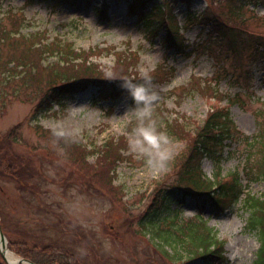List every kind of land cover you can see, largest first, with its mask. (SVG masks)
Wrapping results in <instances>:
<instances>
[{"label":"rangeland","instance_id":"rangeland-1","mask_svg":"<svg viewBox=\"0 0 264 264\" xmlns=\"http://www.w3.org/2000/svg\"><path fill=\"white\" fill-rule=\"evenodd\" d=\"M258 1L242 7L237 17L229 13L225 0L173 4L179 33L188 43L183 47L199 43L212 20L239 25L242 19L252 33L239 31L236 36L262 38L264 0ZM10 9L21 21V34H32L51 49L72 44L88 53V62L101 66L105 76L116 71L117 55L110 50L123 53L127 48L138 54L135 71L140 76L159 65L173 67L174 73L170 80L163 78L155 85L157 98L151 114L143 117L136 114L137 106H130L128 98L111 104L94 98L92 90L42 111L51 104L40 105L53 87L47 78L34 92H30L31 85L24 89L20 83L0 85V230L8 252L20 259L16 251L47 245L53 252L67 249L79 264H206L167 244L164 256V250L141 229L146 220L140 218L156 188L186 186L182 171L189 141L178 137L177 127L183 125L185 132H191L195 122L203 123L212 106L228 105L235 131L221 157L203 159L202 172L210 179L217 176L218 181H231L228 173L238 171L244 194L264 196V178L251 182L242 172L244 167L256 174V161L264 153L260 144L251 146L246 141L264 123V62L252 63L249 49L240 45H236L238 51L226 53L214 40L203 44L208 51L198 50L196 55H186V48L184 54L167 50L160 44L165 32L146 34L135 18L125 15L122 5L109 6L106 20L93 6L79 2L53 7L49 0H0V22L8 29L14 26L2 19ZM189 11L196 14V21L185 23ZM55 56L51 53L48 59ZM120 62L124 64L125 58ZM217 69V88L227 95L222 102L211 88ZM194 77L208 84L206 91L182 95L179 103V89ZM174 88L176 94L171 95ZM229 99L235 100L229 103ZM166 120L173 121L163 143L164 160H170V166L144 164L135 130L141 123L164 124ZM243 197L233 205L223 201L224 209L214 212L210 207L199 211L191 198L182 205L170 203L169 210L178 213L183 224L200 213L198 217L222 243L225 264H252L260 242L246 228L249 209Z\"/></svg>","mask_w":264,"mask_h":264},{"label":"trees","instance_id":"trees-1","mask_svg":"<svg viewBox=\"0 0 264 264\" xmlns=\"http://www.w3.org/2000/svg\"><path fill=\"white\" fill-rule=\"evenodd\" d=\"M50 1L53 7L74 6L76 2H80L86 7L93 6L100 18L106 20H108L106 12L109 6L122 5L125 9V15L135 18V22L140 24L147 34L155 35L158 31H164L160 43L167 50H175L179 54H184V48H186L188 49L186 55H196L198 50L208 51L209 48L203 47V44L208 46V43L214 40V43L218 44L226 53L233 52V49L238 51L239 48L236 45H240L249 49L248 56L252 63L262 64L264 62L263 35L259 34L263 39L252 37V35H247L245 38L236 36V32L239 31L252 33L243 26L242 19H240L239 25H222L219 20H212L205 38L200 42L202 44L194 43L183 47L185 41L182 34L179 33L177 24H175V18L172 14L173 4H191L196 0H98V4L101 5L100 8L97 7L96 0ZM225 1L229 5V13L236 17L242 7L255 4V0ZM193 18L194 15L189 12L185 21L191 22ZM4 19H8L9 24L14 28L8 29L0 22V85L20 83L19 86L23 89L31 85L29 87L30 92H34L40 82L47 78V83L53 84V87L50 88L40 105L47 102L51 104L49 108L45 107L46 109L42 111H49L53 104L60 105L66 99L90 90L93 91L92 95L97 100L113 103L124 96L128 98L132 106H137L129 91L121 87L125 80L130 79L135 83H146L150 91L158 94L155 85L161 82L163 78L170 80L173 77L174 68L165 65H159L157 70L140 76L135 71L138 54L128 48L123 53L110 50L114 55H117L115 68L120 73L115 71V73L105 76L101 66L88 62L90 59L88 53L76 50L72 44L63 49H51L42 44L39 39H34L32 34H21L20 31L23 29L21 21L17 19L16 12H11V9L7 15H4L2 20ZM51 53L56 56L48 59V55ZM123 57L125 58L124 64L120 62ZM218 70L213 74L215 81L211 82L212 84L215 82V84L211 88L214 95L216 93L217 96H221L222 102L224 98H227V95L219 92L217 88ZM23 73L25 74L23 75ZM145 77H151V80L148 81ZM34 82L35 85H33ZM206 85L208 84L194 77L189 85H184L179 89L181 93L177 96L181 97L191 92H205ZM175 90L176 88L171 91V95L176 94ZM181 100L182 97L179 99V103ZM234 100L229 99V103H233ZM212 107L203 123L197 124L195 122L196 125L191 132H185L183 125H178L177 128L181 133L178 134V137L189 141L186 147L188 155L185 158L186 163H184L182 171V181L185 182L186 186L156 188L152 202L140 218L141 221L146 220V224H141V229L152 242L157 243L162 248V243H165L171 245L174 251L183 249L188 252L189 256L200 258L206 264H225L226 259L222 243L215 239L213 231L205 226L198 217L200 213L190 223L188 221L183 224L179 220V214L169 210L170 203L182 205L187 198H191L199 211L205 207H210L214 212L216 209H224L223 201L233 205L241 200L240 197L244 196L245 206L249 209L246 228L255 232L260 242L252 264H264V196L254 197L249 196L248 193L244 194V187L240 182L241 177L237 171L227 174L232 176L231 181H218L217 176L210 179L201 170L203 159L208 158L216 161V157L221 156L224 143L232 140L235 131L228 107L222 106L218 109ZM175 121L178 122V120ZM172 122L166 120L164 124L157 123L153 127L158 133L169 136L171 134L170 123ZM248 140L251 146L260 144L261 150L264 152V123L262 121L259 123L257 134L252 138H246L247 142ZM101 147L105 148L106 145L103 144ZM153 150V153L157 151ZM247 156L249 158L250 154ZM142 158L144 164L159 165L164 169L170 166V160L161 162L158 157L149 163V156L146 153L142 155ZM256 164V174L250 169L245 172L249 181L264 178V153L259 155ZM16 254L33 261L35 264H79L76 257L70 254L67 249L53 252L52 248L47 245L41 248L33 246L25 251H16ZM163 254L167 256L165 250ZM0 264L5 263L0 262Z\"/></svg>","mask_w":264,"mask_h":264},{"label":"clouds","instance_id":"clouds-1","mask_svg":"<svg viewBox=\"0 0 264 264\" xmlns=\"http://www.w3.org/2000/svg\"><path fill=\"white\" fill-rule=\"evenodd\" d=\"M150 81L151 77H145ZM122 88H125L131 94L133 101L136 103V114L140 117L151 114L152 102L157 98V93L150 91L146 83H135L132 80H125L121 84ZM138 139L135 143L142 146L141 151L148 154L149 163L158 157L163 162L166 153L163 149V143L167 142V136L164 133H158L153 127L152 123L143 124L135 130ZM152 149H156L155 153Z\"/></svg>","mask_w":264,"mask_h":264},{"label":"water","instance_id":"water-1","mask_svg":"<svg viewBox=\"0 0 264 264\" xmlns=\"http://www.w3.org/2000/svg\"><path fill=\"white\" fill-rule=\"evenodd\" d=\"M0 245L2 249H6V243H5V238L4 235L2 234L1 230H0ZM23 260H19L18 263H22Z\"/></svg>","mask_w":264,"mask_h":264},{"label":"bare ground","instance_id":"bare-ground-1","mask_svg":"<svg viewBox=\"0 0 264 264\" xmlns=\"http://www.w3.org/2000/svg\"><path fill=\"white\" fill-rule=\"evenodd\" d=\"M4 256L9 262H14L15 261V258L13 257V255L10 252H8V251L4 252Z\"/></svg>","mask_w":264,"mask_h":264}]
</instances>
